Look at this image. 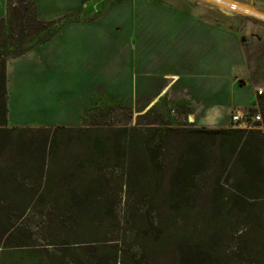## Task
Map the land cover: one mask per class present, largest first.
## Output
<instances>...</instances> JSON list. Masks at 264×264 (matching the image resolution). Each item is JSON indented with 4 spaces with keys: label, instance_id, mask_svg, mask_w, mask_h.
Masks as SVG:
<instances>
[{
    "label": "rangeland",
    "instance_id": "374dc122",
    "mask_svg": "<svg viewBox=\"0 0 264 264\" xmlns=\"http://www.w3.org/2000/svg\"><path fill=\"white\" fill-rule=\"evenodd\" d=\"M123 1L125 0H82V7L79 13L65 11L63 13L58 12L59 14L54 12L55 10L53 9L50 10L46 3L42 9L44 16L42 17L37 13V17L43 20H65L67 21L65 25L77 22L92 23L95 21L98 25L104 24L106 26L110 18L115 16L118 22L121 21L119 23H125L128 22V17L131 13L128 11V4H123L117 9L115 11L116 15H109L112 7L122 4ZM17 2L19 3L17 0L14 4H17ZM159 2L176 7V0H161ZM205 2L215 8L218 5L228 8L222 2L215 3L211 2V0ZM152 3L156 2L152 1ZM235 12L234 14H242L241 11L235 10ZM50 15L52 17H49ZM146 19L149 18L147 17ZM125 31V28L123 30L119 29V37L127 35L128 32ZM104 33L107 37L103 39L105 34L102 33L101 43L102 48H104L102 49L101 57L99 55L102 63L100 84H95L93 87L87 85L88 89L84 87L80 92L78 86L82 87V85H79L82 82L77 81L75 77L67 80L65 78V65L60 63L64 67L63 70L60 64H55L57 62L55 58L41 72V76L44 79L43 83L45 84L44 90L39 81H27L26 86L28 85L29 91L24 92L19 97L21 106L17 104L16 99L14 100L13 95V102L16 103L13 104L12 102V119L8 121V127H44L53 129L62 125L93 127L112 131L121 127L135 126L138 129L155 127L162 134L167 131L168 127H218L205 124L206 114L204 115V113L200 112L195 116L194 111L183 105L181 100L186 97L183 94L179 95L181 90L177 89L178 87L174 85L173 81H161L162 75H157L159 72L154 71L157 70L154 65L153 71L147 73L139 68L137 70L138 61L133 59L132 63L134 64L128 65L126 71L122 65H117L115 70L114 61L109 64V50L106 44L110 36H112V40L117 38L118 34L116 35L115 31L108 32V29ZM123 57V54L118 52V64ZM10 59L12 57L7 59V63ZM160 67H162L163 72L171 71L173 65L161 64ZM68 72L70 75L74 71L68 70ZM116 76L122 79L116 80ZM130 76H133L130 80H124L125 77L128 78ZM165 78L167 79V77ZM59 80L63 87L62 84H59ZM149 85H151L150 88ZM75 88L79 89L80 92L78 99L73 98L77 94H74ZM13 91L15 92V90ZM13 91H11V94H13ZM36 91L48 93L45 96L48 102L42 103L41 106L37 105V102H31L30 99H34V95L32 94L29 98V94ZM258 91L257 104L252 108L257 109L256 113L253 114H259L261 117L260 119L252 117L253 114L251 115L248 108L244 112H240L245 114L248 123L245 126V123L241 122V127L260 128L264 132L263 122L261 125H254L255 121H262L263 119L258 105L260 96L264 95V93L262 94V92L259 93ZM92 93L94 98L90 105L87 106L88 103H85L87 105L84 106V97ZM220 96L221 94L218 95L217 93L214 98H220ZM229 97L231 101V95ZM42 101L43 98L39 102ZM84 101H87V98ZM68 102H71L73 106L67 108ZM71 108L72 110H70ZM75 109H78L79 112ZM74 111L79 114L78 123L76 125L64 124V122H68L65 118L72 117V112ZM215 113H211L210 119L215 116ZM234 113V110H232L229 112V116ZM224 121H226V118ZM234 125L235 123L232 121L228 124L230 127ZM35 134V132L28 130V132L23 134H9L6 137H0L1 244L11 247L26 244L39 248L53 264H72L67 259L61 260L63 259L61 258L63 248H61L60 242L69 239L77 242L72 245L75 246L74 251L80 252L88 259L91 258L95 252V247L99 246L100 241L101 243L107 242L117 245L118 254L124 255L127 264H186L184 252L179 247L169 246L165 250L159 251L153 248L150 238L167 235L168 231H174L175 234L186 237L198 236L207 230L214 231L221 227L222 222H210L213 208L202 203V196L199 197L197 205L190 207L183 215H178L169 208L157 207L151 203L150 198L142 191H128L125 185L127 181L126 173L120 169L121 162L127 163L128 161L126 160H121L117 164L115 160L107 159L98 165V171L101 172L104 180L108 182V186L92 196L88 201V203L90 202L89 205L82 207L88 211V215H83L80 211L77 213L69 210L63 206L62 202L56 200H51L43 205L32 201L29 207L23 209V203L6 199L5 188L7 186H3L5 183L3 180L16 179L29 186L35 179L37 172L30 162L37 160L41 155L40 161H44L45 164L48 163L49 154L44 157V153H47L49 148L42 145ZM57 137H59V143L61 144L56 152L52 151L55 153L53 158L58 164L70 163L78 166V163L81 162L79 160L80 157L86 155L89 150L87 147L88 132L82 131L78 134L75 131H64L58 133ZM111 139L115 145L114 141L116 139ZM175 141L176 139L173 137L169 140V143L174 144ZM153 146H155V143H153ZM163 152L162 148L160 151L158 150L157 154H161L160 157L162 158ZM25 162L28 164L25 165ZM85 170V167L78 168L79 172ZM201 184H203V180ZM14 186L19 189L18 185ZM163 187H165L164 182ZM222 210L225 213H229L225 218L227 223L230 222V225L234 224L235 220L240 222L238 230L229 231L228 227L220 232L219 239L223 250L221 254L222 261L225 263L228 261L230 264H254L251 262L256 258L254 250H258L262 240L254 230H250L249 223H245L247 212L244 209L230 210L229 207H224ZM192 264L215 263L198 259Z\"/></svg>",
    "mask_w": 264,
    "mask_h": 264
},
{
    "label": "trees",
    "instance_id": "16d2710c",
    "mask_svg": "<svg viewBox=\"0 0 264 264\" xmlns=\"http://www.w3.org/2000/svg\"><path fill=\"white\" fill-rule=\"evenodd\" d=\"M8 0L6 14L0 17V137L9 134H23L30 130L42 145L48 146L47 164L32 160L35 179L27 186L24 182L3 180L6 199L23 203V209L33 201L43 205L51 200L62 202L65 208L83 215L90 198L106 189L98 165L107 159L121 160L120 169L126 173L128 191H142L157 207L169 208L183 215L190 207L197 205L199 197L205 205L213 208L211 223H221L214 231L207 230L198 236L186 237L168 231L167 235L150 238L153 248L159 251L169 246L179 247L184 252L186 264L204 259L215 264H230L222 261L221 230L236 231L239 223L226 222L222 209H244L245 223L260 237L261 243L255 249L251 262L264 264V132L260 128L226 127H168L163 134L155 127H121L109 131L101 128L73 126L8 127L7 59L23 55L38 45L52 39L67 23L59 19H39L35 0ZM259 109L264 123V95L260 96ZM188 108V107H187ZM251 115L256 108H249ZM52 131V132H51ZM88 132L86 155L76 164H58L53 158L59 149L60 132ZM40 135V136H37ZM12 136V135H11ZM175 137V143L169 140ZM116 139L115 145L112 139ZM155 143V146H153ZM163 148V156L157 154ZM54 150V152H52ZM159 155V157H157ZM28 163L25 162V165ZM127 166V168H126ZM85 167V171L78 168ZM126 168V169H125ZM203 180V184H201ZM205 181V182H204ZM164 182V186L162 188ZM14 185H18L17 189ZM58 204V203H57ZM86 242V241H85ZM61 243V260L72 264H127L124 255L118 254L117 245L100 242L91 258L74 251L77 243L73 239ZM73 250V251H70ZM258 255V256H257ZM251 256V255H250ZM225 259H227L225 257ZM252 259V258H251ZM226 261V260H225ZM0 264H53L39 248L28 245L11 247L1 244ZM132 264V263H131Z\"/></svg>",
    "mask_w": 264,
    "mask_h": 264
},
{
    "label": "crops",
    "instance_id": "0c3cea01",
    "mask_svg": "<svg viewBox=\"0 0 264 264\" xmlns=\"http://www.w3.org/2000/svg\"><path fill=\"white\" fill-rule=\"evenodd\" d=\"M159 1L161 0H125L122 4L112 7L109 15H116L117 9L123 4H128V11L131 12L129 23H119L121 21L118 22L114 16L106 26L98 25L95 21L67 24L52 39L10 59L6 69L8 121L12 119L13 95L14 100L21 106L19 97L29 91L27 81H39L44 90L41 72L55 58V64L65 65L67 80L75 77L77 81L82 82L79 84L82 87L78 86L80 92L87 85L93 87L100 84V57L104 48L101 38L107 29L108 32L115 31L116 35L118 34V37L112 40L110 36L106 44L109 50V64L114 61L115 70L117 65H122L126 71L128 65L134 64L133 59L138 61L137 70L150 73L155 66L157 70L154 71L159 72L157 75H162L161 81H173L177 89L181 90L179 95L186 97L181 100L183 105L194 111L195 116L200 112L206 114L205 124L226 127L231 121L229 112H244L254 107L257 104V91L264 93V0H222L227 7L232 2L237 3L240 8L237 6L234 10L219 5L215 8L206 4L207 0H176V7L164 5ZM7 2L8 0H0V17L6 14ZM35 2L37 13L42 17V9L46 3L50 10L53 9L56 13H79L82 7V0ZM235 10L241 11L242 14H234ZM147 17L152 20L146 19ZM123 28L128 33L122 36V39L118 30ZM106 37V34L103 35V39ZM118 52L124 56L119 64ZM161 64H171L173 68L163 72ZM62 68L64 70L63 66ZM68 70L74 72L69 75ZM132 77H125L124 80H130ZM121 79L116 76V80ZM44 92L30 93L29 98L34 95V99L30 101L37 102L39 106L47 103L45 96L48 93ZM80 92L75 88L74 94H77L73 98L78 99ZM217 93L221 96L215 99ZM42 98L43 101L39 102ZM85 98L87 101H84ZM93 98V93L85 96L84 106L87 105L85 103L89 106ZM69 106H73L71 102L66 105L67 108ZM76 111L79 112L78 109ZM212 112L216 113L210 119ZM72 113V117L65 118L68 122L64 124L78 123L79 114L75 111Z\"/></svg>",
    "mask_w": 264,
    "mask_h": 264
},
{
    "label": "built area",
    "instance_id": "2783aa9c",
    "mask_svg": "<svg viewBox=\"0 0 264 264\" xmlns=\"http://www.w3.org/2000/svg\"><path fill=\"white\" fill-rule=\"evenodd\" d=\"M215 2H222V0H215ZM228 7L230 9L234 10L233 6L229 5ZM258 92L261 93V91H258ZM252 117H255L256 119H260L261 116L259 114H255V115L253 114ZM243 119H245V120H243ZM246 120H247V118H246L245 114L240 113V112L239 113H234L231 116V121L234 122L235 123L234 126H237V127H241L242 126L241 122L245 123V126H247L248 123H247Z\"/></svg>",
    "mask_w": 264,
    "mask_h": 264
},
{
    "label": "bare ground",
    "instance_id": "6f19581e",
    "mask_svg": "<svg viewBox=\"0 0 264 264\" xmlns=\"http://www.w3.org/2000/svg\"><path fill=\"white\" fill-rule=\"evenodd\" d=\"M230 5L233 6L234 9H236V7L238 6L237 3H233V2H232ZM238 8H240V7L238 6ZM244 9H245L246 11H251V9H249V8H244Z\"/></svg>",
    "mask_w": 264,
    "mask_h": 264
}]
</instances>
